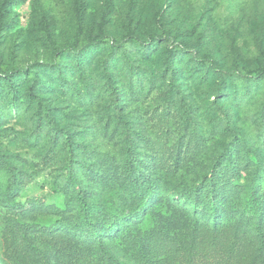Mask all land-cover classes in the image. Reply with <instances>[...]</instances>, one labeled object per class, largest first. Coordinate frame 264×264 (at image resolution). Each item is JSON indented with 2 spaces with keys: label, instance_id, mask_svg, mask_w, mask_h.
<instances>
[{
  "label": "rangeland",
  "instance_id": "1",
  "mask_svg": "<svg viewBox=\"0 0 264 264\" xmlns=\"http://www.w3.org/2000/svg\"><path fill=\"white\" fill-rule=\"evenodd\" d=\"M82 10L78 38L76 0H16L0 26V264H264V0ZM143 180L157 198L124 229ZM80 192L119 227L108 254Z\"/></svg>",
  "mask_w": 264,
  "mask_h": 264
},
{
  "label": "trees",
  "instance_id": "2",
  "mask_svg": "<svg viewBox=\"0 0 264 264\" xmlns=\"http://www.w3.org/2000/svg\"><path fill=\"white\" fill-rule=\"evenodd\" d=\"M16 0H4V2L2 3L1 7H0V26L3 25V19L8 11V9L10 7L13 6L14 2ZM82 3H83V0H76V13H77V17L79 19V24H80V27H79V31H78V35L76 38L79 37V35L81 34V25H82V16H83V10H82ZM156 41V38H153V42ZM127 167H128V171L130 173H133V167H134V164H133V161L131 159V157H128L127 158ZM216 169V168H215ZM181 185L182 183L181 182H177L175 183V186L172 190V199H176L179 197L180 193H181ZM132 188L135 190L136 193H141L142 191H146V195H147V199L143 198V204L142 206H140V208L136 209V210H133L132 212H126V211H121L119 212V215L117 216V221L120 222L121 224H123V228L124 229H128V220H133L135 219V216H140L141 214H143L144 212L147 211V207L146 205L144 204V202L146 200H150L152 198V195H155V199L157 198L156 195H157V192L156 190L158 189L157 186L149 181V180H143L141 183L139 184H133ZM252 195H251V204H252V211L251 213L253 214V216L255 217L256 220V227L259 229L260 225H261V216H262V206H261V203L259 201V199L255 196V192L252 191ZM78 200H79V207L81 208L82 210V213L84 214V218H85V223L88 227L91 228L92 232L94 234L97 235V237L100 239V242H99V247L106 253V250H105V247L103 245V242H102V236L103 234L102 233H107V235L113 231V229L115 228L113 225L115 222H113V225L112 226H109V228H103L104 231L101 233V227L100 226H97V224L95 222H93L90 217H89V212H90V209L92 207V204L91 202L86 199L83 195L82 192L79 193L78 195ZM155 201H153L152 203L154 204ZM220 205H222L220 203ZM194 209H195V212L198 211L199 209V206L198 205H195L194 206ZM209 211V217L211 219L214 220V223H213V230L214 231H217V229L219 228L220 224L222 223V218L221 217V213H219L217 211V208H213V207H209L208 209ZM139 212L141 214H139ZM149 211H147L148 213ZM194 216V215H193ZM177 222V221H176ZM179 222L181 223V225H183V220H179ZM110 225V222H107V226ZM116 225V223H115ZM156 229H157V232L160 233V234H166L167 233V230H168V224H164L163 222L162 223H159L157 222L156 223ZM119 232V227L116 228L114 231H113V234H117ZM192 233H194L196 235V231L193 230ZM112 234V233H111ZM119 234V233H118ZM117 234V235H118ZM192 240H194V245L197 243V237L195 236H191L190 237ZM190 245H192V241L189 242Z\"/></svg>",
  "mask_w": 264,
  "mask_h": 264
}]
</instances>
